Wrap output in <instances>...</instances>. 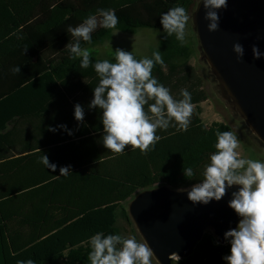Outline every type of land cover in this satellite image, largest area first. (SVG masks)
Returning <instances> with one entry per match:
<instances>
[{
    "label": "trees",
    "instance_id": "obj_1",
    "mask_svg": "<svg viewBox=\"0 0 264 264\" xmlns=\"http://www.w3.org/2000/svg\"><path fill=\"white\" fill-rule=\"evenodd\" d=\"M195 5L197 0H0V264L28 259L35 264H89L92 235L103 231L124 236L118 213L127 217L124 204L130 199L164 185L190 189L202 180L215 152L216 132L232 130L225 123L202 120L197 106L209 97L186 44L161 36L157 50L164 64H156L152 75L175 99H182L181 89L191 93L188 129L158 130L161 139L143 154L131 146L112 154L99 143L101 113L88 109L97 74L91 65L82 69L79 59L70 60L65 50L74 42L68 28L97 9H114L119 23L114 30L98 27L90 44L82 41L88 51L114 31L163 30L162 13L182 6L189 15ZM130 8L143 11L147 19L134 17ZM89 55L92 63L105 60L95 51ZM13 56L5 66L3 61ZM15 67L21 72L13 74ZM76 104L85 110L83 122L74 119ZM58 125L73 134L48 131ZM43 154L57 165L56 172L38 163ZM66 166L72 173L59 176ZM183 167H192L195 175L186 178ZM216 241L206 232L190 257L173 264H223L229 246Z\"/></svg>",
    "mask_w": 264,
    "mask_h": 264
},
{
    "label": "clouds",
    "instance_id": "obj_2",
    "mask_svg": "<svg viewBox=\"0 0 264 264\" xmlns=\"http://www.w3.org/2000/svg\"><path fill=\"white\" fill-rule=\"evenodd\" d=\"M200 2L205 10L208 31H218L219 13L227 9L228 0ZM188 19L182 6L162 13L160 24L164 39L175 36L184 46L187 43ZM118 23L114 9H97L80 25L68 28L74 42L70 41L65 50L70 60L79 59L82 69H88L91 65L97 74L98 84L93 88L88 109H98L101 113L103 135L99 143L112 154L124 152L127 146H131L132 151L139 149L143 154L161 139L156 134L158 130L175 127L177 131H187L193 111L192 97L189 91L181 89L182 99H175L170 89L152 75L156 64H164L158 50L152 53V58L137 60L133 52L116 49L115 62L105 59L92 63L89 51L81 47V42L90 44L92 33L98 27L114 30ZM233 51L238 61H242L245 55L243 45L234 44ZM252 53L255 60L264 58V52L258 46L253 45ZM11 71L13 74L20 73L21 68L15 67ZM74 119L77 122L85 119V110L80 104L74 105ZM58 129L70 136L73 134L66 125L49 127L48 131L56 133ZM214 148L215 152L209 155V162L203 168L202 180L185 190L188 199L193 205L207 206L213 201L220 202L233 186H238L236 191L231 192L228 201V207L237 216L238 224L224 233L223 240L229 246V252L222 257V261L223 264H264V162L238 158L239 141L231 131H217ZM38 163L53 173L57 171V165L50 163L45 154L40 156ZM59 171V176L72 173L71 166L61 167ZM182 172L186 178L195 175L192 167H183ZM216 243L219 245L220 242L217 240ZM88 244L89 264H152V249L147 244L139 243L135 237L106 235L100 231L89 238ZM17 264H35V261L21 260Z\"/></svg>",
    "mask_w": 264,
    "mask_h": 264
},
{
    "label": "water",
    "instance_id": "obj_3",
    "mask_svg": "<svg viewBox=\"0 0 264 264\" xmlns=\"http://www.w3.org/2000/svg\"><path fill=\"white\" fill-rule=\"evenodd\" d=\"M204 16V7L197 0L192 22L200 62L217 95L264 151V58L255 60L252 53L253 45L264 52V0H228L227 9L219 13V30L214 33L208 31ZM236 43L245 49L242 61L233 51ZM237 187L233 186L220 202L207 206L193 205L185 190L167 185L145 190L131 201L129 217L144 244L152 249L157 264H173L190 257L208 231L219 244H225L224 233L238 224L228 207L231 192Z\"/></svg>",
    "mask_w": 264,
    "mask_h": 264
},
{
    "label": "rangeland",
    "instance_id": "obj_4",
    "mask_svg": "<svg viewBox=\"0 0 264 264\" xmlns=\"http://www.w3.org/2000/svg\"><path fill=\"white\" fill-rule=\"evenodd\" d=\"M195 8L196 5L191 8L188 15L189 19L186 25V45L192 52L190 63L198 70L199 74L205 78L204 89L209 97L207 101L197 107V110L205 124L210 125L214 122H222L228 124L231 127L232 133L239 141V148L237 149L239 153L238 158L253 159L264 162V151H261L255 145L252 139L247 135V129L242 121L237 120L233 116V114L227 108L225 102H223L217 95L214 84L206 75L205 66L200 62L201 54L198 49L199 41L192 22V14ZM129 12L138 19L144 21L147 19L146 13L141 10L130 8ZM161 36H163V30L148 28L139 29L135 34L114 31L112 37L108 41L100 46L90 49L89 52L95 51L101 59L107 60H115L114 58L116 49L133 52L137 60L143 58H152V53L159 48V38ZM15 58L16 56L9 57L3 61V64L5 66L9 65L15 60ZM133 199H130L124 204L127 210V217L122 214V211H119L118 224L126 238L135 237L139 243H144L133 222L128 220L129 205ZM152 264H157L154 258H152Z\"/></svg>",
    "mask_w": 264,
    "mask_h": 264
},
{
    "label": "crops",
    "instance_id": "obj_5",
    "mask_svg": "<svg viewBox=\"0 0 264 264\" xmlns=\"http://www.w3.org/2000/svg\"><path fill=\"white\" fill-rule=\"evenodd\" d=\"M203 103H204V102H203ZM203 103H201V104H203ZM201 104H199L198 106H200ZM198 106H197V107H198ZM201 118H202V117H201ZM214 123H217V122H214ZM218 123H222V122H218ZM210 125H211V124H210Z\"/></svg>",
    "mask_w": 264,
    "mask_h": 264
}]
</instances>
